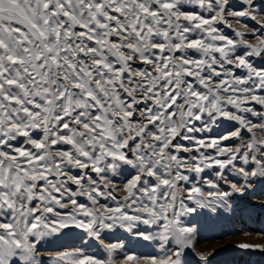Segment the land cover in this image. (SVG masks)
Returning a JSON list of instances; mask_svg holds the SVG:
<instances>
[{
    "label": "snow or ice",
    "instance_id": "1",
    "mask_svg": "<svg viewBox=\"0 0 264 264\" xmlns=\"http://www.w3.org/2000/svg\"><path fill=\"white\" fill-rule=\"evenodd\" d=\"M256 212L264 0H0V264H188Z\"/></svg>",
    "mask_w": 264,
    "mask_h": 264
},
{
    "label": "rangeland",
    "instance_id": "2",
    "mask_svg": "<svg viewBox=\"0 0 264 264\" xmlns=\"http://www.w3.org/2000/svg\"><path fill=\"white\" fill-rule=\"evenodd\" d=\"M250 202L260 203L259 195L250 197ZM197 226L194 250L189 249L186 254L188 264H202L200 253L216 252L219 254L209 257L211 264H264V253L235 247L240 243L264 245V212L237 214L219 220L200 217ZM226 247L229 251H223Z\"/></svg>",
    "mask_w": 264,
    "mask_h": 264
}]
</instances>
